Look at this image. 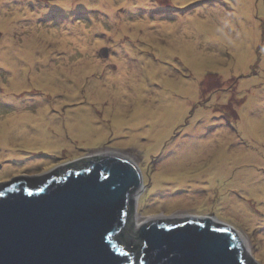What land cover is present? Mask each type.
<instances>
[{"label":"rangeland","instance_id":"1","mask_svg":"<svg viewBox=\"0 0 264 264\" xmlns=\"http://www.w3.org/2000/svg\"><path fill=\"white\" fill-rule=\"evenodd\" d=\"M111 1L0 0V182L100 152L144 178L161 110L138 223L210 216L264 264V0Z\"/></svg>","mask_w":264,"mask_h":264},{"label":"water","instance_id":"2","mask_svg":"<svg viewBox=\"0 0 264 264\" xmlns=\"http://www.w3.org/2000/svg\"><path fill=\"white\" fill-rule=\"evenodd\" d=\"M85 159L0 182V264H263L238 230L210 216L136 227L145 179L137 163L122 152Z\"/></svg>","mask_w":264,"mask_h":264},{"label":"snow or ice","instance_id":"3","mask_svg":"<svg viewBox=\"0 0 264 264\" xmlns=\"http://www.w3.org/2000/svg\"><path fill=\"white\" fill-rule=\"evenodd\" d=\"M78 0H46V3L40 5L41 7L47 8L48 13L51 17L63 16L65 15L66 10L72 9L77 6ZM36 5H34L35 7ZM158 10H167L168 9V0H161V3L157 6ZM204 239L211 240V235H204ZM225 256L226 258L232 254L228 252L227 247H225ZM238 261V257L235 258ZM225 264H230V261L225 260Z\"/></svg>","mask_w":264,"mask_h":264},{"label":"bare ground","instance_id":"4","mask_svg":"<svg viewBox=\"0 0 264 264\" xmlns=\"http://www.w3.org/2000/svg\"><path fill=\"white\" fill-rule=\"evenodd\" d=\"M107 2V5L112 7L113 2L111 0H105ZM61 38H64L66 41H69L70 39H72L71 36H69L68 34H60ZM74 42L77 43L78 41L74 39ZM79 43H83L84 47L87 48L88 50H86L87 53H92L94 51V43L92 41H90L89 36L85 37L83 40H79ZM80 48H82V46L80 45ZM83 51V50H82ZM115 152H109L107 154H113ZM99 155H104L103 152H100ZM137 197V196H136ZM175 217H180V216H175ZM137 221H135L136 227L139 226L140 224L138 223L139 220L138 218H136ZM242 235V234H241ZM243 239L245 240L246 244L250 247V243L248 241V239L243 236Z\"/></svg>","mask_w":264,"mask_h":264},{"label":"flooded vegetation","instance_id":"5","mask_svg":"<svg viewBox=\"0 0 264 264\" xmlns=\"http://www.w3.org/2000/svg\"><path fill=\"white\" fill-rule=\"evenodd\" d=\"M83 160H81V161H79V162H76V165H80V166H82V167H84V166H86V164H87V161L89 160V159H85V158H82ZM75 168H76V166H75ZM59 174H63L62 172H59ZM32 182H34V181H32Z\"/></svg>","mask_w":264,"mask_h":264}]
</instances>
